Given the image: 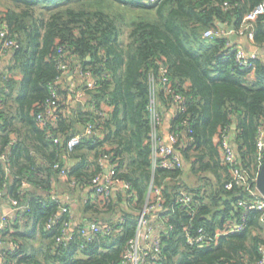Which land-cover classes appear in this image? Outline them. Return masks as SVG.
Returning <instances> with one entry per match:
<instances>
[{
    "label": "trees",
    "instance_id": "16d2710c",
    "mask_svg": "<svg viewBox=\"0 0 264 264\" xmlns=\"http://www.w3.org/2000/svg\"><path fill=\"white\" fill-rule=\"evenodd\" d=\"M1 1L7 6L0 30L6 29L13 46L5 52L11 56L9 65L0 71V157L7 158L5 163L0 158V205L15 199L27 209L22 222L0 234V264H120L151 182L162 189L165 206L179 190L200 202L193 216L174 208L171 228L166 225L161 235L162 255L153 264H256L264 258V216L244 214L237 206L250 195L244 187L225 188L230 167L219 149L225 133L237 166L257 176L264 57L253 60L255 80L250 82V71L237 67L227 36L203 37L207 30H218V24L239 29L246 14L264 0ZM123 10L140 14L127 19ZM251 25L252 43L264 54V13ZM125 29L124 44L120 36ZM61 64L90 73L95 81L85 90V107L76 113H66L62 85L55 84ZM161 67L168 94L160 81ZM52 90L59 99L57 117L41 127L36 117ZM153 90L163 118L171 111L174 94L183 99L184 111H171L167 128L176 135L182 162L174 170H152L147 106ZM89 125L92 132L86 135ZM77 136L79 143L69 148ZM100 160L115 163L116 180L130 187H116L104 205L92 203L91 196V181L103 172ZM186 168L196 177L192 186L181 182ZM59 184L81 195L74 213L79 228L96 222L112 226L111 234L86 240L76 229L66 247L58 246L60 225L55 222L47 229V224L59 206H69L56 199ZM242 216L244 229L220 236L216 244L190 247L185 242L186 225L191 232L202 227L212 233ZM36 239L37 247L32 245ZM9 243L16 249L10 250Z\"/></svg>",
    "mask_w": 264,
    "mask_h": 264
},
{
    "label": "built area",
    "instance_id": "2783aa9c",
    "mask_svg": "<svg viewBox=\"0 0 264 264\" xmlns=\"http://www.w3.org/2000/svg\"><path fill=\"white\" fill-rule=\"evenodd\" d=\"M154 1L156 0H149L148 2L144 0L142 2L153 3ZM263 13V4L254 7V9H252L243 18V23L237 32L239 34L248 32L249 37H251V23ZM6 35V29L0 30V57L5 54L6 50L13 46L12 40L6 39ZM226 35V30L223 27L216 31L207 30L204 32V37L207 39H210L214 36ZM231 50L234 53L237 67L240 70H249V73H252L253 60L256 58L255 55L248 54L242 48H233ZM160 69V81L163 85L164 92L168 94L170 92V85L167 78L165 77V69L164 67H161ZM59 70L61 75L55 81L56 85L61 83L62 77L67 73V65H59ZM79 72L82 75L88 74H83L80 69ZM150 79L153 85V77ZM58 106L59 99L56 95V91L52 90L51 98L46 101L43 111L36 117L37 123L41 127H45L55 122ZM147 110L151 128L148 141L150 143L152 170L155 168H161L165 170H174L180 168L182 162L178 151L175 148L177 140L176 135L168 132L164 135L161 132L164 118L160 113L159 102L157 101V96L154 90L151 93ZM171 111H184L183 99L179 94L173 95ZM101 114L102 113L100 112V115ZM92 127V125H89L85 129L84 133L89 135L92 132ZM79 140V136L74 137L69 141L68 147L72 148L79 143ZM219 149L222 156V161L230 167V180L226 183L225 188L227 190H231L235 186L244 187V189L250 195V198L238 200L237 206L243 209L244 214H246L247 211H257L261 214V217H263L264 197L256 189L255 182L257 176L252 178L247 171L237 166L238 162L235 149L231 143L230 137L225 133L219 137ZM263 153L264 129L259 132L256 142V160L258 161L259 166L262 164ZM0 158L4 163L7 162V158L4 155ZM100 165L103 168V172L98 173L92 179L91 196L92 203L104 205L106 199H108L113 194V190L116 187L118 189L124 190H128L130 187L129 184L116 180L115 163H109L107 160H100ZM54 167L60 168L58 164H56ZM65 173V169L60 170L61 177H64ZM56 199L57 201L60 200L57 197ZM199 203V201L194 200L193 195L189 192L185 190H179L176 193L174 200L165 206V199L162 189L151 182L144 204L138 213L135 234L128 241V249L122 254L120 264H153L157 262L162 255L161 235L163 234L166 225L168 228H171V226L168 225V221L169 216L172 215L174 211V208H181L183 210L189 211L193 216ZM9 204V211L0 214V234L2 232H6V230L11 231L14 222H22L24 212L27 209L26 206L19 204V202L15 199L9 200ZM73 212L74 211L70 206H59L58 212L54 215V217H51L49 223L47 224V229H49L55 222L59 223L60 227L58 235L55 238L58 246L66 247L73 239V234L76 229L78 234H80L86 240L90 239V237L95 234H101L103 236H108L111 234L112 226L96 222H88L79 228L76 219L74 220ZM244 223L245 219L242 216L240 222L227 223L223 231L216 230L212 233L202 227L197 228L195 232H191L189 226L186 225L183 227L185 242L190 247H203L211 243L216 244L220 236L242 231L245 226ZM116 224H114V227ZM3 245L4 242L0 238V246ZM9 249L12 251L16 249V244L9 243ZM256 264H264V258Z\"/></svg>",
    "mask_w": 264,
    "mask_h": 264
},
{
    "label": "crops",
    "instance_id": "0c3cea01",
    "mask_svg": "<svg viewBox=\"0 0 264 264\" xmlns=\"http://www.w3.org/2000/svg\"><path fill=\"white\" fill-rule=\"evenodd\" d=\"M5 6H7L6 3L0 0V16L3 13V11H5ZM222 25H223V28L226 30L227 38H229L230 47L242 48L248 54H254L255 57L257 56H260L262 58L264 57L263 49L256 47L252 43V38H253V28L252 27L253 26L250 28V32L252 33L251 34L252 36L249 37L248 32L244 34H239L237 32L238 29L229 30L230 26H226L224 24ZM218 28H222V27H219V24H218ZM233 35L235 37L231 38ZM203 37H204V34H203ZM211 39L212 38L207 39V40H211ZM122 42L124 44L127 43V34ZM10 60H11L10 54H4L0 57V71H2L5 67L9 65ZM20 78L21 76L18 75L17 79L19 80ZM247 78L250 82L254 81L255 75L253 74V72L249 73ZM94 83L95 81L91 78L90 73L82 75L80 74L77 68L69 69L67 71V73L62 77V81H61V85H62L63 92H64V105H65L64 107H65L66 113H72L73 111L76 113L77 112L76 110L79 109V107L81 108L85 107L84 104L87 102V96H88V95L86 96L85 90L92 89L94 87L93 86ZM102 107L105 111L110 110V107L107 105H102ZM170 112L171 111H169L166 115H164V122L162 125V130H163L164 135L167 133V128L169 127ZM12 137H14V135H12ZM60 185L61 184H59L58 185L59 188H57L58 198L67 202L69 206L72 208V210L74 211L73 213H75L78 203L80 201L79 198H81V195H79L78 193L75 194L73 192H68L65 188H63V186H60ZM9 209H10L9 200H6L0 205V214L8 212ZM34 243L32 242L33 245ZM0 248H1L0 250H2L3 246H0ZM2 260H3V257L0 256V263Z\"/></svg>",
    "mask_w": 264,
    "mask_h": 264
},
{
    "label": "rangeland",
    "instance_id": "374dc122",
    "mask_svg": "<svg viewBox=\"0 0 264 264\" xmlns=\"http://www.w3.org/2000/svg\"><path fill=\"white\" fill-rule=\"evenodd\" d=\"M115 11H117V10H115ZM142 13V12H141ZM123 14L125 15V16H127V19H130L131 17H134V16H136V15H139L140 13H131L130 11H128V10H123ZM126 32H127V30L125 29L123 32H122V35L120 36V38H121V41H123L124 40V38L126 37ZM196 179V177H194L192 174H190L189 173V170L186 168L185 170H184V172H183V174H182V176H181V182H184L186 185H189V186H192L194 183H195V180ZM40 241L39 240H35V243H34V245H35V247H37L38 246V243H39ZM33 245V244H32Z\"/></svg>",
    "mask_w": 264,
    "mask_h": 264
},
{
    "label": "water",
    "instance_id": "95a60500",
    "mask_svg": "<svg viewBox=\"0 0 264 264\" xmlns=\"http://www.w3.org/2000/svg\"><path fill=\"white\" fill-rule=\"evenodd\" d=\"M219 27H223L222 24H219ZM229 30H233V27L230 26ZM235 36L233 35L231 38H234ZM89 60V58H88ZM235 125H233L234 127ZM256 189L258 190V192L264 197V153H263V160H262V164L259 168L258 174H257V178H256Z\"/></svg>",
    "mask_w": 264,
    "mask_h": 264
}]
</instances>
